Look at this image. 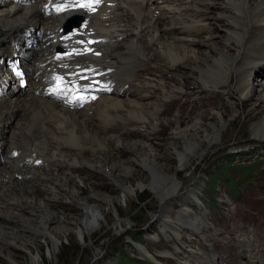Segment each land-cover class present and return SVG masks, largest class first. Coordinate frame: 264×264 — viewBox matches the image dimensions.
I'll list each match as a JSON object with an SVG mask.
<instances>
[{
	"label": "bare ground",
	"instance_id": "1",
	"mask_svg": "<svg viewBox=\"0 0 264 264\" xmlns=\"http://www.w3.org/2000/svg\"><path fill=\"white\" fill-rule=\"evenodd\" d=\"M45 3L44 0H34L29 6L0 7V57L16 52L9 41L21 28L38 27L40 34L45 31L52 34L55 29L63 28L66 16L43 17L39 6ZM160 4L169 11L166 23L152 17L153 6ZM133 5L138 10L128 12L126 8ZM140 5L143 6L142 12L150 15L148 23L141 21ZM94 6V15L89 18L92 29L88 35L96 45L86 50L87 57L80 56L84 48L77 46L74 56L61 63L65 68L60 75L52 73L51 77L44 78L47 68L53 66L47 63L46 54L51 53L58 41L53 43V38L43 40V34L36 49L24 51L27 72L32 70L30 87L24 95L0 98V149L9 145L3 143V135L6 134L4 126L9 127L13 123L15 131L12 133L16 135L22 130L21 134H26L33 141L29 149L44 161L40 167L23 169H17V162L14 161L10 169L0 170V233L3 235L0 239L7 242L9 238L5 232L9 225H18L19 228V222L27 220L29 225L33 224L31 230L41 235L50 253H54L60 237H64L68 230L74 231L84 242L85 236L101 225L105 216L102 208L109 206L115 216L113 227L121 230L122 223L125 228L129 227L130 221L121 220L108 195L99 196L90 192L81 197L82 188L86 186L83 181L87 177L96 179L89 183L114 186L121 201L149 188L158 198L159 214L156 219L167 237L170 230L176 239H180L184 229L188 228L192 234L204 238L207 223L201 216L183 209L173 221L169 211L176 204L180 203V207L185 208L183 206L198 201L196 187L185 193L178 192L182 181L177 179V174L192 166L195 158H201L207 149L218 143L226 129L221 126L224 122L221 111L197 108L194 114L187 113L185 119L175 114L166 145L156 146L150 141L158 126L169 123V120L159 117V109L168 100L176 103L185 92L187 80L196 93L200 88L228 96L231 89L236 94L237 103L254 100L255 110L261 118L250 127V134L256 141L264 140V75L252 83L256 69H264V0L256 3L251 0H185L182 5L169 0H107L100 11L97 1ZM73 15H81V12ZM226 24L228 36L224 39L222 36L220 43L215 42L217 32ZM145 30H150L147 42L141 37ZM195 33L202 37H193ZM153 39L156 42L149 49ZM132 47L139 54L143 51L145 59L151 58L154 73L160 76L151 81L146 77L142 90L133 89L127 93L117 70L122 69L121 56ZM169 76L170 79L167 78ZM55 81H59L58 89L63 91L62 103L49 101L40 95L46 83ZM110 84L116 86V93L103 89ZM71 97L73 106L67 102ZM231 109L236 112L234 104ZM12 113L20 114L15 122L16 115L12 117ZM115 122H119V127L138 126L136 130H140L145 138L124 141L115 135L116 132L111 135L110 125ZM45 141H62L61 146L66 147L38 146ZM179 146H183L184 151ZM87 152L89 155H86ZM169 152L174 153L177 160L173 167L165 163L172 157ZM25 153L29 157L27 151ZM20 161L26 163L27 159ZM57 161L65 164L64 172L54 169ZM74 168L82 170L84 177L72 174ZM24 173L29 174L28 182L18 179V175ZM52 202L69 205L76 215L68 221L57 214L46 213ZM22 214L36 219H24ZM38 218H41L40 222L36 223ZM61 222L64 226L59 229L54 227ZM23 225L26 226V223ZM15 240L20 242L21 238L14 237L6 247L24 251L31 263L37 264L39 242L29 241L31 248L25 249ZM245 240L240 239L239 244ZM211 241L206 249L212 252L211 260H219L221 257L215 250V239L211 238ZM206 249L192 243L177 264H208L204 256L208 253ZM3 251L5 248H0V257L14 264V252L10 250L3 255ZM142 256L148 257L144 253Z\"/></svg>",
	"mask_w": 264,
	"mask_h": 264
},
{
	"label": "rangeland",
	"instance_id": "2",
	"mask_svg": "<svg viewBox=\"0 0 264 264\" xmlns=\"http://www.w3.org/2000/svg\"><path fill=\"white\" fill-rule=\"evenodd\" d=\"M169 1L182 5V2L185 0ZM251 1L256 3L258 0ZM103 2L104 0L101 1V3ZM162 5L163 4H160V7L153 6L152 17L160 23H166L169 11L162 8L164 6ZM138 8L142 12L143 6L140 5ZM126 9L130 13L138 10L134 5L128 6ZM182 11L185 12V9ZM148 12L151 14L150 11ZM62 16L67 17L68 14H62ZM148 19H150V15L142 12V23H148ZM62 26H64V23ZM229 26L230 28L232 27L230 22ZM227 28L228 24L224 25L223 29L217 32L215 42L220 43L222 36L223 39L228 36ZM146 32L147 31L141 33V37L143 36L144 39H146L149 34ZM181 35L185 34L182 33ZM166 37H169V35H166ZM193 37L202 36L195 33ZM152 41L154 43L156 42L154 40ZM57 44L58 43L55 45ZM154 51L155 50H153V52ZM154 54L157 56L156 53ZM142 55V53H138L136 48L132 47L121 56L123 65L121 70L118 68L117 76L119 80H122V83L125 86L124 89L127 93H130L133 89L137 91L142 90L144 87L143 80L147 78L148 80L150 79L149 81L156 80V77L160 76L159 74L156 75L154 73L151 58L147 59L146 57L145 59ZM143 64L147 66L145 67ZM261 75H264V69H256L252 83L254 84L257 79H262L259 78ZM167 78L170 79L171 76ZM190 83L191 82L189 80L186 81L185 92L182 96H180V98H178L175 104H172L168 100V102H165L164 106L159 109V117L164 120H169V123L165 124L166 126L164 125L163 127L158 126L157 132L153 134L150 142H155L154 144L156 146L158 145L161 147L166 145V140L171 133V125L173 124L172 119L175 114H179L185 119L187 113L194 114L197 108L221 111L223 115L222 122H225H223L221 126H225L226 129L222 132L218 143L212 148L207 149L201 158H195V161L193 160L194 162H191L192 166L177 174V179L182 181V185L177 189L178 192L185 193L190 188L196 187V197L198 196L199 200L203 204L201 210H199L196 206H193L199 203V201H196L195 203L192 202L187 204V206H183L185 208H181L180 203L176 204L169 211V217L172 218L173 221L177 220L180 211L183 209L190 212L192 211L191 214L201 216V219L207 223V227L203 232L204 238L198 236L196 233L192 234L191 231L187 229H184L182 232V238L180 239L174 238L170 230L167 232L171 237H167L156 219L159 214L158 198L149 188H144L138 191L137 195H133L129 199L124 198L121 201L118 199V192L114 186L108 184L98 185V183L92 184V182H95L96 179L93 177H87L84 178L83 181L86 186H84L85 188H82L81 197H86V195L90 192L99 196L101 194L108 195L117 208L116 210L121 220L128 219L130 221L129 227L125 228L124 223H122L123 229L121 230L113 227V220L115 219V216L112 208L109 206L107 208H102V210H105V216L101 225L98 229L91 231L88 236H85L84 242L78 238L74 231L68 230L64 237H60L59 245L55 249L54 253H50V250L44 243V240L41 239V235L36 233L34 230H31V225L33 224L29 225V221L27 222V220H21V222L26 223V226L19 222V228L18 225L15 227L9 225V230L7 229V232H5L9 238L8 240L6 239L7 242L10 244L14 237L21 238L20 242L15 240V243L25 249L31 248L28 244L29 241L39 242L38 253L40 258H38L37 264H115V258L117 254L121 252V248H124L126 253L130 256L139 260H142L139 256L140 249L141 256L142 253H144L148 255L149 258L156 257V261L160 264H177L183 253L189 250L192 243L197 245L199 248L206 249V246L209 243H212L211 238H214L215 250L217 254L222 257L223 254L221 251L225 245L228 246L225 247L224 250V254L226 256H228L229 246H234L237 254L235 246L236 241H238V245H240V239L242 240V238L247 239L245 241L248 243L250 242V237L264 235V140L256 141L252 139L250 134V127L257 123L261 118L260 113L255 110V102L250 99L242 103H237L236 94L231 89V92H228V96L222 92H206L204 89L200 90L199 87V90L196 93L194 91V86H190ZM104 89L108 90L112 94L117 92V88L114 84L106 85L104 86ZM225 90L228 91V89ZM230 94L233 95L230 96ZM232 104L235 105L236 112L232 111ZM19 115V113H12V117L15 116L14 122L19 118ZM183 122L186 123L187 120H183ZM217 124L220 126L219 122ZM110 126H112L111 135L116 132L115 135L119 136L124 141L134 140L135 138L143 140L145 138H143L141 132H139L140 130H136V128H139L138 126L119 127V122L112 123ZM9 127L15 129L13 123ZM126 130H130V132H127V134ZM208 130H210V128ZM7 134L8 133L3 135L4 139H7V137H5ZM6 143L8 144V141H6ZM7 147L8 145L3 146V152ZM179 147L184 151L183 146ZM60 148H62V146L58 144V149ZM30 151L31 150L28 149L27 154H29ZM164 153L167 154V152ZM171 153L169 152V154ZM86 155H89V152H87ZM171 156V159H166L165 163L173 167L176 165L177 160L174 153L171 154ZM23 158L27 159L26 163L20 161ZM28 158L29 157L26 155L25 151H21L19 157L14 160L17 162V169L40 167L29 164ZM222 163L226 166L235 165L233 169L226 171V173L234 180H241L238 187H235L233 184L230 185L231 188H227V185L225 186L226 177L223 173L220 175L221 172L219 170ZM240 163L256 164L254 166V172H251L249 176H245L239 169L240 165H237ZM79 170L80 169L74 168V170H72V174L79 175L80 178L84 177L83 171ZM57 171L61 172V170ZM205 176H208L209 180H207ZM28 177L29 176L23 177L24 180H22L28 182ZM244 177L248 178L243 181L241 178ZM90 181L92 182L89 183ZM202 181L205 182V185L201 187L200 183ZM132 183H134L133 180ZM69 207V205H56V203L52 202L50 203V208L46 211V213L57 214L59 218L63 217V220L66 219L69 221L76 215L74 209ZM22 216H24V219H36L35 217H31V215L22 214ZM40 219L41 218H38L36 223L40 222ZM65 222L67 223V221ZM62 226H64V222L54 225L57 229ZM66 227H68V225H66ZM248 228L250 229L251 234ZM214 232L216 235H214ZM2 237L3 235L0 233V238ZM147 239L149 241H147ZM133 241H137L135 244L140 245L134 247ZM245 241H243V243ZM7 242L0 239V248H5L6 251H3V255L11 250L14 252V257L12 258L14 264H32L24 251L13 249V247L8 249V247H6V244H8ZM141 245H144L151 254L144 248V246ZM206 250L208 253L204 254L205 260L208 264H212L211 261H214L213 259L211 260L212 252H210L209 249ZM122 256V262L119 261L118 264H127L126 262H128V257L125 254ZM0 264L12 263H10V260L0 257Z\"/></svg>",
	"mask_w": 264,
	"mask_h": 264
},
{
	"label": "trees",
	"instance_id": "3",
	"mask_svg": "<svg viewBox=\"0 0 264 264\" xmlns=\"http://www.w3.org/2000/svg\"><path fill=\"white\" fill-rule=\"evenodd\" d=\"M223 168V170L224 171H226V170H228V169H231V167L230 166H228V167H226V166H224V165H222L221 166V169ZM241 169H243V174L245 175V176H249L250 175V173H251V171L253 170L252 168V166L251 165H247V166H244V167H240ZM122 249V248H121ZM118 260V262L119 261H121L122 262V259H117ZM127 261L128 262H126L127 264H140L141 263V261H138V260H135V259H133V258H128L127 259Z\"/></svg>",
	"mask_w": 264,
	"mask_h": 264
},
{
	"label": "snow or ice",
	"instance_id": "4",
	"mask_svg": "<svg viewBox=\"0 0 264 264\" xmlns=\"http://www.w3.org/2000/svg\"><path fill=\"white\" fill-rule=\"evenodd\" d=\"M97 2H99V0H97Z\"/></svg>",
	"mask_w": 264,
	"mask_h": 264
}]
</instances>
